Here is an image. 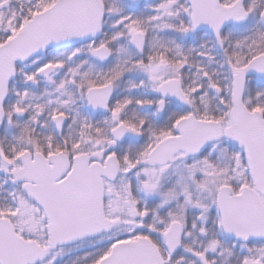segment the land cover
I'll use <instances>...</instances> for the list:
<instances>
[{"label": "snow or ice", "instance_id": "1", "mask_svg": "<svg viewBox=\"0 0 264 264\" xmlns=\"http://www.w3.org/2000/svg\"><path fill=\"white\" fill-rule=\"evenodd\" d=\"M0 264H264V0H0Z\"/></svg>", "mask_w": 264, "mask_h": 264}]
</instances>
